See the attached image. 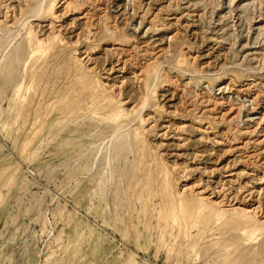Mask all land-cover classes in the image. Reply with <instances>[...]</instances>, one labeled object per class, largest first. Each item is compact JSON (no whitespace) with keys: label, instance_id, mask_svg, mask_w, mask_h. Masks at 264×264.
I'll use <instances>...</instances> for the list:
<instances>
[{"label":"rangeland","instance_id":"rangeland-1","mask_svg":"<svg viewBox=\"0 0 264 264\" xmlns=\"http://www.w3.org/2000/svg\"><path fill=\"white\" fill-rule=\"evenodd\" d=\"M70 1L30 18L62 42L32 55L22 30L0 67V264H264V233L190 214L168 182L264 218V0ZM24 7L0 0V27ZM119 122L107 192L96 149Z\"/></svg>","mask_w":264,"mask_h":264},{"label":"bare ground","instance_id":"bare-ground-1","mask_svg":"<svg viewBox=\"0 0 264 264\" xmlns=\"http://www.w3.org/2000/svg\"><path fill=\"white\" fill-rule=\"evenodd\" d=\"M59 3H60V5H62L64 3H67L65 5V7H67V5H69L71 3V1L70 0H25V7L20 9L19 18L16 20V22H15V20L13 21L15 24L12 27H5V28H1L0 27V31H2V34H3V37H4L5 50H6L5 52H3V55L0 56V67L2 66V64L6 60V58L9 56L8 49L10 47H12L13 44H15V42L17 41L18 37L20 36L22 30H24V33H25V37L24 38H26V40L30 44L29 46H30L32 55H33V53H36V52H39V51H43L45 53V51L48 48H50V46L52 44L59 43V42L63 41L62 38L59 36V33H56V32H52L50 35H47L45 38L39 36L38 32L35 31V29L32 28V25H31L32 19H30V18H33V19H36L38 21V19H40V18L48 19L47 18L48 16L50 18L53 17L54 15H56L55 14V7ZM182 58H183V56H181V59ZM142 70L144 71L146 69L143 68ZM142 70L140 72H143ZM158 72L159 71H157V68L153 72V74H154L156 79H157V76H158ZM146 73H148L147 70H146ZM154 81H156V80H154ZM97 83H98V85H100V82H97ZM152 86H154V85H152ZM148 93L150 94V92H148ZM19 97H20V95H19ZM146 98L144 99L140 109L135 111L136 120H137V118L140 119V120H143L142 116H141V112H142V109H144V107L146 106V102H148ZM44 101H45V99H44ZM111 102H113V101L111 100ZM118 108L120 109L121 105H118ZM15 109H16V107H15ZM121 111L122 110L120 109L118 114ZM116 118H117V115H116ZM0 122H1V120H0ZM127 124L124 123L122 125L120 122L117 123V125L114 128L112 134L108 137L109 139L107 138V141L104 140L106 142H102L101 144L99 143L100 145L96 149L97 154H99L100 151L103 152L102 150L106 151L105 152L106 153V163L100 169L98 183L107 192H108V189L111 188L115 178H117L118 181L121 182V175L118 174V176H116L117 174H116L115 166H114V157H113L112 149H113L115 143L117 144V142L122 140L123 145L127 147L128 151L130 152V150H131L130 149V146H131V142H130L131 134H130V128L127 126ZM25 127H27V126H25ZM20 134H22V133L18 132V133L11 134L10 135L11 140L12 141H17ZM96 159H95V161H96ZM94 165L95 164L93 162L91 164L90 169L92 168V170H93L92 166H94ZM263 173H264V171H263ZM173 180H176V178L173 179ZM181 181L182 182H187V178H185V179H183ZM168 182L170 184V188L169 189H170V192H171V195H172L174 203H176L180 208L182 206H184V205L190 204L191 205L190 206V210H189L190 214L199 215V216L203 215L205 218L213 219V220H224V221L234 220L238 224H243L244 227H246V229H248V230H250L252 232L258 231V232L264 233V218L259 219L256 216V214L261 209V207H260L261 205L260 204H258L257 206L251 208L249 205H246V204L234 205V204L231 203L232 205L230 206V208H226V207L218 206V204H220V201H218V200L215 201V200H212V199L208 198L207 196H205L203 194L204 193L203 190L202 191H196V192L194 191L195 194H193L194 196H193V198H191V197L187 196L186 193H185L186 189L190 188V186H187V183H184L185 185H182L179 188L177 186H176L177 188H175V186L173 184H171V182H172L171 180H169ZM179 184H180V181H179ZM194 189H192V190H194ZM104 194H105V192H104ZM95 198H97V192H96L95 187H94L93 192H92V196H90L91 202H94ZM97 201H99V200H97ZM221 203H222V201H221ZM92 205H93L92 207H94V212L97 213V209H96L97 205L95 206L94 203H92ZM227 205H228L227 207H229V204H227ZM102 210L105 211L106 214H107L105 219H103L105 222H107L108 216L110 214V209H109V207L106 204H104V206L102 207ZM101 213H102V211H101ZM128 234H129V232L125 229L123 236L127 237ZM89 236L91 237V239H93L96 242L94 246L92 245L93 247L97 246V248L99 249V247H101L103 245L102 240H101V237H103V236H101V234L90 231ZM249 241H250V239H249Z\"/></svg>","mask_w":264,"mask_h":264}]
</instances>
